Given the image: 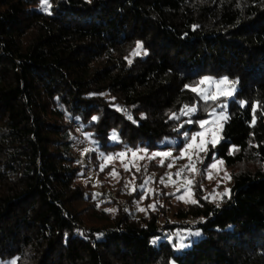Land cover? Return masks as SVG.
<instances>
[{"label": "trees", "instance_id": "obj_1", "mask_svg": "<svg viewBox=\"0 0 264 264\" xmlns=\"http://www.w3.org/2000/svg\"><path fill=\"white\" fill-rule=\"evenodd\" d=\"M49 4L0 0V262L264 264V0ZM207 75L238 81L222 140L204 154L234 171L230 197L217 204L195 188L199 203L177 205L179 224L165 209L99 211L78 182L76 139L96 147L91 166L125 149L177 155L199 128L170 114L195 102L192 118H208L218 102L184 88ZM153 165L157 183L165 167Z\"/></svg>", "mask_w": 264, "mask_h": 264}, {"label": "rangeland", "instance_id": "obj_2", "mask_svg": "<svg viewBox=\"0 0 264 264\" xmlns=\"http://www.w3.org/2000/svg\"><path fill=\"white\" fill-rule=\"evenodd\" d=\"M207 77H211L215 80H220L222 78H216L213 76L207 75ZM202 88L209 87V85H202ZM220 88H224L225 90L231 91L232 86L231 84L226 85H220ZM237 86L235 85V91L232 96L224 97L221 96L219 100H217L218 104L216 107L217 113H219L222 109L218 107V105L224 104L226 105V108L223 109L226 116H228V107L230 101L235 97L237 92ZM223 98V99H221ZM212 121H215L214 123H211L209 126L213 130L216 131L217 135L220 137L219 142L222 140V128L224 125V120H217V117H211L207 118ZM200 130V129H199ZM198 130V131H199ZM208 138H211V132L208 134ZM186 142V141H185ZM184 142V143H185ZM218 144V143H217ZM216 144V145H217ZM211 144H208V148ZM93 149H96L94 147V144L91 143L87 136L84 137H78L76 139L75 144V152L79 159V164L82 167L81 176L78 179V182L83 184L88 188V192L91 196V198L97 200L96 206L97 209L101 212H105V215H111L114 216L116 214L117 207L120 206L122 208H125L128 215H130L133 219H140L144 217H148L151 213H159L162 211L167 210L166 216L169 217V221L174 224H179L177 219L174 217L175 212L178 209V204H189L185 203L182 200H177L175 196L170 195L169 198H161V194L165 193H175L176 195H184L185 200L188 199H194L195 198V188L198 189L200 194L204 196H208L209 200H212L213 202L221 203L226 200V198H229L231 195V188L233 185V173L234 171L231 169H227L224 162L220 159H217L218 161H222V163H217L216 168H211L208 170V174L211 176V179L205 178V166L204 164L206 160V156H204L205 153H200V157L203 158V163L200 162L199 159L194 160L195 166L197 169H199V172H191L186 171L181 176H175L174 174L180 169L183 165L188 163L187 156H185L184 159L176 160L173 167L168 168L167 165L170 162L168 158L163 157H156L155 159H149V156L152 152L157 151H170L174 153V147H162L158 150H148V153L145 154L144 152H138L136 157L132 156L131 151H128L129 149L125 150H119L114 153H99L98 154V162L96 164H93L92 166L87 160V154L90 153ZM139 149H145V148H139ZM97 150V149H96ZM136 150V149H131ZM121 152H127V155L123 158H115L112 161L105 162L103 157L112 155L115 156V154L121 153ZM103 154V155H102ZM143 156L144 159H140L139 157ZM173 156H176L173 154ZM163 159L164 160V166H160L159 161ZM154 161V162H152ZM152 162V163H151ZM101 163H106V166L103 171L100 170ZM154 163H157V167H165V183L168 185L165 187L164 184H160L159 182L155 183V178L158 176V169H155ZM212 163V162H211ZM166 164V165H165ZM125 165L131 168V171H125ZM208 165V164H207ZM139 167L140 171L137 172L136 168ZM115 169V174L109 175V173L112 171V169ZM166 173L173 174L171 180L166 176ZM229 176L231 177L229 179ZM151 177L149 180L148 185H146V188L149 190V198L144 199L137 203L139 200L142 191L139 189L140 184ZM185 177L187 179H185ZM172 180L175 181V183H172ZM187 180H193V185H188ZM128 183V187H125V184ZM183 185V188H181L180 192L176 191L177 186ZM136 189V191H133V189ZM184 188H190L191 191L189 193H184ZM152 190H155V194H153ZM215 190V193L213 192ZM225 190H228V194L225 196H221L220 194L224 193ZM113 198L110 201V204H108V199ZM117 204V205H115ZM155 204L156 208L153 210L152 208H149L148 205ZM163 207V208H162ZM106 209H111L113 211H106ZM139 209H147L146 211H140ZM165 209V210H164ZM200 223L198 220H189V224L196 226ZM0 264H13V262H0Z\"/></svg>", "mask_w": 264, "mask_h": 264}, {"label": "snow or ice", "instance_id": "obj_3", "mask_svg": "<svg viewBox=\"0 0 264 264\" xmlns=\"http://www.w3.org/2000/svg\"><path fill=\"white\" fill-rule=\"evenodd\" d=\"M48 7H50L49 0H42L43 10L47 11ZM141 47H142L141 42H137V49H140ZM133 54H136V53L134 52ZM236 83H238V81H235V82L229 81L227 77H224L220 80H215L211 77L205 76V77L201 78L200 80L195 81L192 85H188V84L184 85V88L190 89L193 93L196 94V96L200 100L204 101V103L207 105L208 101L215 102V101L219 100L221 96H224V97L232 96L234 91H235V84ZM206 84L209 85V87H206V88L201 87L202 85H206ZM226 84H231V86H232L231 91H228V90H225L224 88L219 87L220 85H226ZM238 103L242 107L246 106L245 101H238ZM218 107H220L222 109L219 113H217L216 108L209 109V107H204L203 111L207 114V116L209 118L217 117V120L226 121L228 119V117L225 115V113L223 111V109L226 108V105L221 104V105H218ZM255 111H256V106L254 105L252 107V112L255 113ZM197 112H198V106L194 102L191 106H189L187 104L183 105L182 108L180 109L179 115H177L176 113L170 114V117H169L170 119L179 120L181 118V116H187L188 117V119H186L184 121V123L180 125L181 128L184 127L185 124H188V125L197 126L200 129L199 131H194L191 134L187 131L182 134L186 142L180 148V150L176 156H173V153L170 151L152 152L149 156V159H155L156 157L168 158L170 160V162L167 165L168 168L173 167L176 160L184 159L185 156H187L188 163L183 165L180 169H178V171L174 174L175 176H181L186 171L199 172L200 170L196 168L194 160L199 159L200 162L203 163V158L200 157L199 154L200 153H207L208 144H211L212 148L214 149L216 147V144L219 143L220 137L217 135L216 131L210 127H207L211 123H214L215 121H212L210 119H200V118L193 119L192 117L196 116ZM128 118L131 119V116H129ZM92 119L96 120L97 117H92ZM253 123H255V115H253ZM209 132H211V138H208L207 134ZM112 138L114 140L116 139L115 134L113 135ZM128 151H131L133 157H136L138 152H144L145 154L148 153V150L146 148L145 149H139L138 148L134 151L129 149ZM236 151H239V149L237 148ZM231 154H233V153L230 151L229 155H231ZM126 155H127V152H121V153L115 154V156H112V155L104 156L103 159L105 162H107V161H112L115 158H123ZM139 158L144 159L143 156H141ZM211 159H212V163L205 166V178H207V179H211V176L208 174V170L211 168H216L217 163H222V161L217 160L215 155H213ZM159 164H160V166H164V160L161 159L159 161ZM105 166H106V163H101L100 170L103 171ZM124 170L125 171H131V168L128 167L127 165H125ZM136 171L139 172L140 168L137 167ZM113 174H115L114 168L109 173V175L111 176ZM166 176L169 178V180H171L173 174L166 173ZM230 178L231 177L229 176V179ZM150 179H151V177L144 180L140 184L139 189L142 191V194H141L139 200L137 201V203H139L140 201H142L144 199L149 198V190L146 188V185H148ZM185 179H187V178L185 177ZM159 183L164 184L165 187L168 186L165 183L164 177L160 178ZM172 183H175V181L172 180ZM187 184L193 185L194 181L193 180H187ZM125 187L126 188L128 187V183L125 184ZM181 188H183V185L177 186L176 191L180 192ZM183 190H184V193H189L191 191L190 188H184ZM133 191H136V189L134 188ZM152 192H153V194H155V190H152ZM213 192L215 193V190H213ZM227 194H228V190H225V192L220 194V195L223 197ZM168 195H173V196H175V198L177 200H182L185 203H193V204L199 203L197 200H194V199L185 200L184 195H176L175 193H168ZM203 199L208 200L209 197L204 196ZM148 207L155 210L156 205L150 204V205H148ZM139 210L140 211H146L147 209H139ZM106 211H113V210L106 209ZM183 232H187L188 235H199L200 234L199 232L192 233L191 229H182V230H178L176 232V235H181ZM153 242H155V241H153ZM184 246H186V245L180 244L177 247H184Z\"/></svg>", "mask_w": 264, "mask_h": 264}]
</instances>
